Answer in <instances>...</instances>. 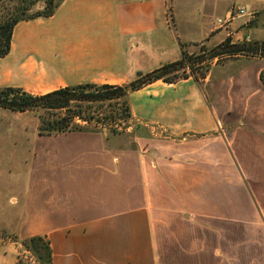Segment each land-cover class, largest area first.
<instances>
[{"label":"crops","instance_id":"crops-1","mask_svg":"<svg viewBox=\"0 0 264 264\" xmlns=\"http://www.w3.org/2000/svg\"><path fill=\"white\" fill-rule=\"evenodd\" d=\"M167 3L63 0L52 17L15 27L0 88L123 86L194 45L264 41L255 38L264 0H171L170 12ZM238 7L254 20L217 26ZM263 69L262 59L235 58L203 78L131 92L135 149L109 146L105 132L39 135L93 142L75 151L62 201L21 239L47 237L52 264H264ZM15 244L0 248V264L7 253L16 264Z\"/></svg>","mask_w":264,"mask_h":264},{"label":"rangeland","instance_id":"rangeland-1","mask_svg":"<svg viewBox=\"0 0 264 264\" xmlns=\"http://www.w3.org/2000/svg\"><path fill=\"white\" fill-rule=\"evenodd\" d=\"M170 2L171 0H168L167 3L169 12ZM5 3L9 7L16 5L2 0L0 8ZM44 6L42 0L32 7L31 12L42 11ZM260 22L261 32L255 38L264 40V14ZM214 47L216 45L206 43L194 45L195 53L192 56H202L204 52ZM233 60L235 58L224 56L207 61L201 66H196L192 75L197 79L203 78L213 67ZM38 116L34 113H15L0 109V248L4 250L7 243H17L15 244L17 261L30 262V264L39 263L33 255L25 251L22 245L25 239H21L17 232L28 229L29 225L37 221V218H41L45 211L50 212L62 201L65 196V186L68 187L66 183L72 181V167L78 160L75 151L89 148L93 142L86 137L74 135L57 138L40 137ZM45 117L47 118V115ZM76 123L83 128L73 130L72 133L105 132L111 135L109 146L136 148L133 137L125 133L126 128H119L120 132L115 134L100 124L96 126L79 120ZM18 245L21 247L19 248ZM13 260L14 255L7 253V261L12 264Z\"/></svg>","mask_w":264,"mask_h":264},{"label":"trees","instance_id":"trees-1","mask_svg":"<svg viewBox=\"0 0 264 264\" xmlns=\"http://www.w3.org/2000/svg\"><path fill=\"white\" fill-rule=\"evenodd\" d=\"M7 1L16 5L9 7L5 3L0 8V58L7 57L11 52L13 31L19 23L52 17L63 0H43L44 10L36 13H32L31 9L42 0ZM224 56L264 60V41L233 43L227 38L221 44L204 52V55L196 57L183 51L180 60L163 65L147 74H139L136 80L123 86L86 83L44 95H32L15 88L0 89V109L39 115L40 136L58 135L82 129L83 126L78 125L77 120L96 126L100 124L110 132L118 134L120 132L118 128H127L131 119L127 100L131 92L157 81L171 84L188 78L194 74L196 66ZM260 80L264 84V69L260 73ZM104 106H106L105 110ZM54 116L55 118L52 119ZM22 245L25 251L35 257L37 263H53V251L47 237H31L25 239ZM16 264H30V262L23 263L18 260Z\"/></svg>","mask_w":264,"mask_h":264},{"label":"built area","instance_id":"built-area-1","mask_svg":"<svg viewBox=\"0 0 264 264\" xmlns=\"http://www.w3.org/2000/svg\"><path fill=\"white\" fill-rule=\"evenodd\" d=\"M237 17H247L249 22H252L255 18L254 13H250L245 7H238L234 11H231L229 17L227 19H217L216 23L218 27H226L229 25L235 18ZM246 42H249V37L245 38ZM119 129V128H118Z\"/></svg>","mask_w":264,"mask_h":264}]
</instances>
